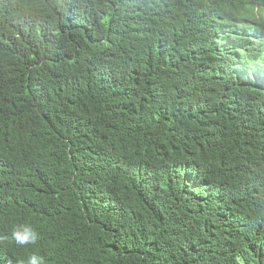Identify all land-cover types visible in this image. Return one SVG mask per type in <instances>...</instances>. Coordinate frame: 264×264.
Returning <instances> with one entry per match:
<instances>
[{
  "label": "trees",
  "instance_id": "trees-1",
  "mask_svg": "<svg viewBox=\"0 0 264 264\" xmlns=\"http://www.w3.org/2000/svg\"><path fill=\"white\" fill-rule=\"evenodd\" d=\"M33 253L264 264V0H0V264Z\"/></svg>",
  "mask_w": 264,
  "mask_h": 264
},
{
  "label": "clouds",
  "instance_id": "clouds-1",
  "mask_svg": "<svg viewBox=\"0 0 264 264\" xmlns=\"http://www.w3.org/2000/svg\"><path fill=\"white\" fill-rule=\"evenodd\" d=\"M39 239V233L31 225H20L11 232V240L20 247L36 245ZM27 264H43V258L33 253L28 257Z\"/></svg>",
  "mask_w": 264,
  "mask_h": 264
}]
</instances>
